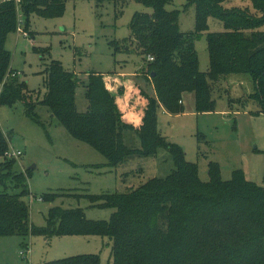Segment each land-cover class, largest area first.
<instances>
[{"label": "trees", "instance_id": "1", "mask_svg": "<svg viewBox=\"0 0 264 264\" xmlns=\"http://www.w3.org/2000/svg\"><path fill=\"white\" fill-rule=\"evenodd\" d=\"M69 1L114 4L119 14L131 1L152 9L151 14L135 13L129 40L124 45L112 42V46L116 53L129 51V42L135 45L147 65L145 75L156 97L134 82L132 106L136 108L126 115L118 104V99L126 95V82L115 75L92 74L86 86L87 108L79 112L78 79L59 62L47 69L45 98L31 94L26 82L11 68L12 55L6 49L8 36L21 28L19 13L25 19L27 34L31 16L59 17ZM227 1L186 0L183 12L196 9L195 29L187 33L180 28L182 11L167 8L174 0L0 3V105L24 103L27 117L39 124L37 109L48 108L75 140L106 157L111 168L133 158H154L160 150L167 151L174 163L168 175L151 178L122 194H45L42 201L85 198L91 207L114 212L108 221H92L81 207L55 206L49 210L46 226L38 228L31 222L30 207L25 201L31 195L29 174L13 172L14 161L9 157L14 153L9 154L8 138L0 131V186L5 188L0 192V238L35 234L47 238H107L111 264H264V188L247 180L242 170L234 171L231 180L224 181L216 162L208 164L209 181H202L198 164L189 162L183 149L169 142L158 126L162 108L173 115L184 112L183 96L187 93L194 95L197 113L215 112L214 93L222 96L221 92H229L221 91L219 86L230 76L249 77L254 91L238 103H257L264 115V0H252L253 11L226 8ZM210 17L220 19L225 31L210 33ZM203 37L207 39L210 60L207 72L200 71L196 51V43ZM138 98L146 104L143 110ZM127 131L140 139V147L126 144ZM44 264H101V259L98 255H78Z\"/></svg>", "mask_w": 264, "mask_h": 264}, {"label": "rangeland", "instance_id": "2", "mask_svg": "<svg viewBox=\"0 0 264 264\" xmlns=\"http://www.w3.org/2000/svg\"><path fill=\"white\" fill-rule=\"evenodd\" d=\"M185 4L186 0H174L167 8L182 11L180 28L187 33L195 29L196 9L192 7L183 12ZM224 6L254 10L252 0H229ZM141 12L151 14L152 9L131 1L119 14V8L114 4L69 1L64 14L59 17L31 16L27 34L24 33L25 19L19 13L21 31L11 33L6 43V49L12 55L11 68L19 74L21 81L26 82L31 94L43 100L48 93L47 69L53 62H59L66 72L78 79L76 104L79 112H85L87 108L86 86L92 74L105 77L142 74L135 79L156 97L152 83L145 75L147 65L136 52L135 45L129 42L126 45L129 51L116 53L112 46V42L124 45L129 40L132 18ZM208 24L210 33H221L226 29L224 23L214 17L209 18ZM207 47L206 37L196 43L201 72L209 69ZM237 77L230 76L220 84L221 91L229 92H221L222 96L214 93L215 112L197 113L195 97L187 93L183 96L184 112L166 115L159 111L158 126L169 142L183 149L189 162L198 164L202 181H209L208 164L216 162L224 181L231 180L234 171L242 170L247 180L264 188V115L257 103H238L254 91V85L247 76ZM37 113L41 124L27 117L24 103L12 107L0 105V131L8 138L9 154H22L9 158L14 161V173L29 174L31 195L25 201L30 207L31 222L38 228L46 226L49 210L55 206L81 207L87 219L92 221H108L114 212L91 207L85 198L80 201L59 198L52 203L42 201L45 194H122L151 178L166 176L174 169L171 156L165 150H160L154 158H133L117 168L108 167L106 157L75 140L52 117L48 108L39 106ZM125 133H129L125 138L128 146L140 147L139 139L131 131ZM4 190L0 186V192ZM108 243L107 238L98 236L47 238L35 234L27 238L3 237L0 238V264H44L90 254L98 255L101 264H111ZM21 251L26 252L24 257Z\"/></svg>", "mask_w": 264, "mask_h": 264}, {"label": "crops", "instance_id": "3", "mask_svg": "<svg viewBox=\"0 0 264 264\" xmlns=\"http://www.w3.org/2000/svg\"><path fill=\"white\" fill-rule=\"evenodd\" d=\"M2 1L3 0H1L0 3ZM137 76H140L141 77L142 74H137V75H134V76H128L126 74H116L115 75V78L116 79H121V81H125L126 82V84H125L126 85V89H127L126 95H124L122 98L118 99L119 107H120V109L122 111L125 112L126 115L135 112V108L136 107L132 106L133 100H134L133 99V95H134V85H133V83L134 82H137V79H135V77H137ZM235 77H237V76H235ZM137 102L139 103V106H141L140 107V110H143L145 108V106H146L145 102L142 99H139V98H138ZM162 111L164 112V114H166V115L168 114L167 111L164 108H162ZM128 135H129V133H127L125 135V138L128 137ZM133 135H135V134L133 133ZM130 141H132L131 137H130ZM139 141H140V139H139ZM125 142L127 144V140L126 139H125Z\"/></svg>", "mask_w": 264, "mask_h": 264}, {"label": "built area", "instance_id": "4", "mask_svg": "<svg viewBox=\"0 0 264 264\" xmlns=\"http://www.w3.org/2000/svg\"><path fill=\"white\" fill-rule=\"evenodd\" d=\"M14 1H16V2H20V0H14ZM19 30L21 31V28H19ZM152 60V59H151ZM21 155V153L19 152V153H17V154H14L13 156H20ZM20 254H21V256H25V254H26V252L25 251H21L20 252Z\"/></svg>", "mask_w": 264, "mask_h": 264}]
</instances>
